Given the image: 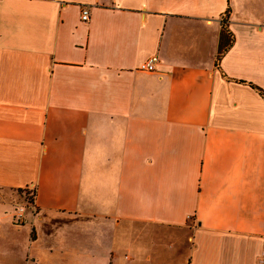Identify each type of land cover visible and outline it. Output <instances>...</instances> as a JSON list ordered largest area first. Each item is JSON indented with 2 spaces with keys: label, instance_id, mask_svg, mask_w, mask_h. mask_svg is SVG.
<instances>
[{
  "label": "crops",
  "instance_id": "0c3cea01",
  "mask_svg": "<svg viewBox=\"0 0 264 264\" xmlns=\"http://www.w3.org/2000/svg\"><path fill=\"white\" fill-rule=\"evenodd\" d=\"M254 87L264 0H0V264H264Z\"/></svg>",
  "mask_w": 264,
  "mask_h": 264
},
{
  "label": "built area",
  "instance_id": "2783aa9c",
  "mask_svg": "<svg viewBox=\"0 0 264 264\" xmlns=\"http://www.w3.org/2000/svg\"><path fill=\"white\" fill-rule=\"evenodd\" d=\"M90 16L89 8L83 7L80 12V20L82 22H88ZM158 63V59L156 56H152L148 58L145 62L141 63L138 67L140 72L145 73H154L156 72V64ZM32 187V186H31ZM33 190V187L31 188ZM24 207L25 205L20 206L15 215V221L22 223L24 221Z\"/></svg>",
  "mask_w": 264,
  "mask_h": 264
},
{
  "label": "rangeland",
  "instance_id": "374dc122",
  "mask_svg": "<svg viewBox=\"0 0 264 264\" xmlns=\"http://www.w3.org/2000/svg\"><path fill=\"white\" fill-rule=\"evenodd\" d=\"M21 196L23 197V195H21ZM23 198H24V197H23ZM24 199H25V201H21V200H17V201L13 200V201H11L12 209H13L12 224H13L14 226L23 225V224L26 223V222H25V221H26L25 218H24V221H23L22 223L15 221V215H16V211H17V209H18L20 206L25 205V203H27V201L29 200L28 197H25ZM54 220L58 221L57 218L54 219ZM60 222H61V220H60ZM18 224H19V225H18ZM31 235L33 236V234H31ZM186 256H187V253H186V252H182V253L180 254L179 259H178L179 264H184V263H185Z\"/></svg>",
  "mask_w": 264,
  "mask_h": 264
},
{
  "label": "trees",
  "instance_id": "16d2710c",
  "mask_svg": "<svg viewBox=\"0 0 264 264\" xmlns=\"http://www.w3.org/2000/svg\"><path fill=\"white\" fill-rule=\"evenodd\" d=\"M222 25H223V30H222V32H221V37L224 39V38H226V37H225V32H224V26L226 25V21H225V20L222 21ZM224 51H225L224 47L221 46V48L219 49V52H218L217 61L220 59V57L222 56V54L224 53ZM242 83H243V82H242ZM254 88H255V89L259 92V94L264 98V91H262L261 89L256 88V87H254Z\"/></svg>",
  "mask_w": 264,
  "mask_h": 264
}]
</instances>
